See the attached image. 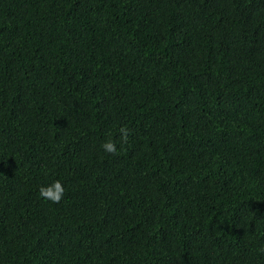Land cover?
Segmentation results:
<instances>
[{
    "label": "trees",
    "instance_id": "trees-1",
    "mask_svg": "<svg viewBox=\"0 0 264 264\" xmlns=\"http://www.w3.org/2000/svg\"><path fill=\"white\" fill-rule=\"evenodd\" d=\"M0 264H264V0H0Z\"/></svg>",
    "mask_w": 264,
    "mask_h": 264
},
{
    "label": "clouds",
    "instance_id": "clouds-1",
    "mask_svg": "<svg viewBox=\"0 0 264 264\" xmlns=\"http://www.w3.org/2000/svg\"><path fill=\"white\" fill-rule=\"evenodd\" d=\"M120 133V142L127 143L129 139V129L127 126H123L119 128ZM101 148L103 151L109 154H117L119 149L117 148V142L114 139L106 140L102 145ZM65 187L63 182L59 179L55 180L48 186H42L39 189L40 197L45 200H50L53 203H59L65 194Z\"/></svg>",
    "mask_w": 264,
    "mask_h": 264
}]
</instances>
